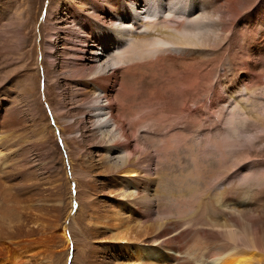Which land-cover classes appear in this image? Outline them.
<instances>
[{
  "label": "rangeland",
  "instance_id": "obj_1",
  "mask_svg": "<svg viewBox=\"0 0 264 264\" xmlns=\"http://www.w3.org/2000/svg\"><path fill=\"white\" fill-rule=\"evenodd\" d=\"M145 1L132 0L136 7L128 15L108 0H0V232L11 231L15 217L26 218V222L21 221L29 226L24 225L28 228L25 230L37 231L34 236L23 238L24 241L10 238L6 243L33 245L32 252L38 259L46 255L48 260L52 255L50 264H194L179 260V253L194 252L199 242L214 260L226 254L224 241L220 242L209 228L216 219L214 196L224 191L242 198L240 202L226 200L232 206L239 204L240 211L243 209L241 215L232 217L234 225L247 231L253 221L257 231L264 234V119L261 123L248 117H264V0H174V4L173 0H153L150 7L155 6L162 17L174 16L176 12L171 10L175 3L178 13L184 12L190 21L202 12L211 13L219 23L216 32L220 37L224 35L223 43L204 52L193 50L191 58L182 60L171 51L163 55L164 62L157 65L156 61H149L150 66L146 63V68L144 64L141 70L137 69L139 72L125 73L126 69L121 68L116 71L109 91L101 87L93 91L83 89L82 81H90L85 74L89 65L106 69L112 56L127 47L104 48L109 44L95 38L96 27L92 31L91 25H104L108 29L103 34L105 38L115 40L112 26L119 21L112 18L126 17L128 20L119 26L132 28L129 23L136 15L147 14ZM95 3L110 7L108 18L100 21L104 14L91 9ZM173 21L179 22L178 18ZM144 31L149 34L143 28L137 32ZM102 50L105 55L92 62ZM47 66L51 70L50 80L46 76ZM190 66L202 82L197 90L191 86L195 77ZM214 66H218L216 70H212ZM48 84L54 88V101L62 99L58 103L62 106L57 104L58 113H69L68 118L62 114L59 121L74 126L65 138L47 101ZM41 103L49 120L51 117L59 129L61 137L55 133L57 144L35 133L33 109ZM98 104L104 108L112 105L121 129L108 116L104 119L107 126L95 133L99 120L93 112L87 115L85 111ZM232 120L243 121L235 139L227 132L235 127ZM75 137L78 140L74 143ZM64 139L70 143V150ZM116 146L129 150H118ZM123 160L126 165H134L137 172L121 173L115 168ZM197 165L202 174L189 175ZM51 178L55 181L51 182ZM168 182L180 194L173 196L170 188L164 187ZM193 190L198 192L196 198L191 194ZM138 191L145 192L143 196L148 199L141 201ZM59 196V215L50 213ZM199 200L204 202L203 207L197 203ZM16 205L23 211L14 209ZM192 219L204 227L197 224L199 229L194 224L182 229ZM95 221L102 222L98 229L92 226ZM175 222L184 230L169 246L178 257L175 260L164 258L159 251L158 258L150 260L149 249L155 248L152 245H144V249L139 242L114 239L115 234L124 230H129L132 238L138 232L143 233L141 237H148L156 223L171 225L174 230ZM31 223L35 228H30ZM238 244L237 251L249 253L252 264H264L260 258L263 251L247 247L242 241L235 245ZM38 246L47 251L40 249L42 254ZM139 252L141 261L135 263Z\"/></svg>",
  "mask_w": 264,
  "mask_h": 264
},
{
  "label": "bare ground",
  "instance_id": "obj_2",
  "mask_svg": "<svg viewBox=\"0 0 264 264\" xmlns=\"http://www.w3.org/2000/svg\"><path fill=\"white\" fill-rule=\"evenodd\" d=\"M72 1V0H71ZM89 1V0H88ZM135 1V0H134ZM152 1L153 0H146V6H147V14L144 16H139V15H136L137 17L134 19V21H130L129 24H132V28L130 26V29H126L121 26H119L120 22H126L128 19L125 17V19H120V16L116 19V18H111L113 20H117L119 21V24H114L112 27H113V30H114V36H115V40L112 38V37H107L105 38V36L103 34L107 33L106 31H108L107 28H105L104 25L98 23V22H95L94 25H91L90 28H92V31L93 29L96 27V30H95V33H96V39L97 40H101L103 43H105L106 45L109 44V46L105 47L103 45L104 48H111L114 49V48H122L127 46L125 48V50L121 51V52H117L115 56H112V61L111 63L108 64L107 68L105 69L102 68L101 70L97 69L96 66L94 65H89V68L86 69L87 71L85 72L86 74V77H90V81L87 82V81H82L83 83L81 85H84L85 88L83 89H89L91 91H93V88L95 87H101L104 91H109L113 86H112V81L115 77V73L116 71H118L119 69L121 68H125L126 71H124L125 73H134V71L136 70V72L138 70H141V67L144 66V64H146L147 62L149 61H156L157 65L159 62L162 63L163 61V55L167 54L169 55L168 53H171V51H175L173 52V54L175 53V56L177 54V58L182 60V59H185L186 57H189L191 58L193 56V54L191 53L193 50H200L204 52V50L208 49V48H212V47H218L220 46L223 41H224V35L220 37V35L216 32L219 27V23L217 20H215L216 18H214L213 15H211V13H208V12H202L199 16H197V18L195 20H187L185 17V13L182 12V14L178 13L179 10H177V3H175V5H173L174 7H176V9L173 7V10L171 11H174V16L172 18H168V17H165L163 16L162 17V13L161 14H158L159 12L157 11L158 9L155 8L154 6V9L152 8V6L150 7V5H152ZM177 1V0H176ZM183 1V0H182ZM185 1V0H184ZM174 0H173V4H174ZM108 3L109 4H113V6L117 5L116 8L118 7V9H122L120 10L121 12L126 13V14H131L133 12V9L136 7V4H134V2H132V0H108ZM180 3V2H179ZM178 3V4H179ZM97 4V3H95ZM108 5V4H107ZM181 5V4H180ZM149 6V8H148ZM110 8V7H106L104 6V4H97V5H93V7L91 8L92 10L96 12H99L100 14H104V16L100 19V21L103 19V18H108V14L109 12H107V9ZM133 8V9H132ZM189 11H192V6L190 5L189 7ZM194 8V7H193ZM182 9V8H181ZM116 10V9H115ZM109 11H111L109 9ZM114 11V10H113ZM158 13H157V12ZM160 11V10H159ZM186 11V10H185ZM112 12V11H111ZM222 14V13H221ZM127 15V17H128ZM173 15V14H172ZM216 15V14H215ZM117 17V16H116ZM141 17V18H139ZM176 18H178L179 22H174L173 20ZM127 19V20H126ZM174 22V23H172ZM179 24V25H177ZM121 25V24H120ZM124 25V24H122ZM223 25V24H221ZM223 27V26H222ZM145 29L149 32V34H145V31L144 33H138L137 31L139 29ZM126 29V30H124ZM224 29V28H223ZM134 30H137L135 31L134 33ZM142 32V31H141ZM127 41V42H126ZM114 46V47H113ZM103 52L100 53V55L96 54L95 57L92 58V62L93 61H97V59L101 58V56H104L105 55V50H102ZM111 51V50H110ZM199 52V53H200ZM202 52V54H203ZM196 53V52H195ZM165 57V56H164ZM197 57V56H196ZM201 57V56H200ZM199 57V58H200ZM168 58V56L166 57ZM198 58V59H199ZM170 59V57H169ZM188 59V58H187ZM203 59V58H201ZM207 60V59H206ZM174 61V60H173ZM189 61V60H188ZM164 62V61H163ZM217 62V61H216ZM152 63V62H151ZM168 63V62H166ZM171 63V61H170ZM188 63V62H187ZM186 63V64H187ZM149 64L150 66V63H147ZM145 65L146 68H148L147 66L148 65ZM208 64V62L206 63ZM205 64V65H206ZM212 64V63H210ZM127 65V66H126ZM163 65V64H162ZM167 65V64H166ZM173 65V64H172ZM184 65V64H183ZM217 65V64H216ZM174 67H175V63H174ZM185 67V66H184ZM218 66H214V68H212V70H216ZM150 68V67H149ZM157 68V66H156ZM187 68V67H186ZM50 68H48L47 66V70H46V76H47V79L50 80L51 78V70H49ZM107 69L109 70L107 72ZM138 69V70H137ZM190 71H191V75L194 78L193 80V83H191L192 87L194 90H197L198 87H200V85L202 84V82L199 81V76L196 74V71L194 72L192 66H190ZM206 69V68H205ZM179 70V68H178ZM187 70V69H186ZM185 70V71H186ZM198 70V69H197ZM89 71V73H87ZM110 71H112V73H110ZM182 71V70H181ZM203 71V70H202ZM205 71V70H204ZM139 72V71H138ZM141 75V74H140ZM137 77L139 78V82L141 81V78L142 76ZM143 75V74H142ZM158 75V74H157ZM182 75H183V71H182ZM190 75V76H191ZM130 76V75H129ZM135 76V74H134ZM153 76V75H152ZM155 76V75H154ZM174 76V75H173ZM186 76V75H185ZM206 76V75H205ZM204 76V77H205ZM141 77V78H140ZM146 78V76H145ZM155 78V77H154ZM135 79V78H134ZM143 79H144V76H143ZM129 80V79H128ZM149 80V79H148ZM151 80V79H150ZM177 80V79H176ZM125 81V80H124ZM136 81V82H138ZM145 81V80H143ZM171 81V80H170ZM184 81V80H183ZM49 82V81H48ZM138 82V83H139ZM138 83L136 85H138ZM143 83V82H142ZM147 83V82H146ZM186 83V82H185ZM124 84V83H122ZM134 84V83H133ZM167 84V83H166ZM177 85H180L178 83H175ZM151 85V84H150ZM188 85V84H187ZM134 86V85H133ZM132 86V88H133ZM155 86V85H153ZM159 86V85H158ZM171 86V85H170ZM174 86V85H173ZM176 86V85H175ZM203 86V85H202ZM150 87V86H149ZM172 87V86H171ZM179 87V86H178ZM183 87V86H182ZM91 88V89H90ZM129 88V87H128ZM174 88V87H172ZM187 88V87H186ZM191 89V87H189ZM201 88V87H200ZM53 87L50 86L48 84V88H47V101L53 111V114L55 116V119L57 120V124L61 125L60 127V130H61V133H62V136L64 137L67 133V131H71L73 130L74 126L72 125H69L68 121L67 122H60V118L62 119V114H63V118L64 117H69V113L68 112H64L62 114L58 113L59 109H58V106L61 105V104H58V103H61L60 101L62 100H58L59 102L56 103L54 101V98L52 97L53 96ZM142 89V88H141ZM146 89V88H145ZM156 89V87H155ZM181 89V88H180ZM188 89V88H187ZM88 90V91H89ZM132 90V89H131ZM150 90V89H149ZM158 90V88H157ZM164 90V89H163ZM183 91H186L182 88ZM95 91V90H94ZM151 91V90H150ZM172 91V90H171ZM120 92V91H119ZM88 93V92H87ZM95 93V92H94ZM131 93V92H130ZM153 93V91H152ZM172 93V92H171ZM182 91L180 92V95H181ZM132 94V93H131ZM138 94V93H137ZM154 95L156 93H153ZM183 94V93H182ZM185 94V93H184ZM96 95V94H95ZM98 95V94H97ZM169 95L170 92H169ZM169 95H167V98L169 97ZM173 95V94H172ZM177 95V94H176ZM130 96V94L128 95ZM163 96V95H162ZM186 96V95H185ZM184 96V97H185ZM132 97V96H131ZM156 97V96H155ZM179 97V96H178ZM59 98V96H58ZM61 98V97H60ZM159 98V97H158ZM166 98V99H167ZM174 98V97H172ZM183 98V97H182ZM188 99V95L185 97ZM98 99V98H97ZM143 99V98H142ZM169 99V98H168ZM167 99V100H168ZM171 99V98H170ZM145 100V99H144ZM161 100V99H159ZM157 100V101H159ZM163 100V99H162ZM185 100V99H184ZM193 100V99H192ZM156 101V99H155ZM165 101V100H164ZM183 101V100H182ZM181 101V102H182ZM188 101V100H187ZM97 102L99 103V100H97ZM162 102V101H161ZM189 102V101H188ZM194 102V101H193ZM45 103V102H44ZM96 103V102H95ZM167 103V102H166ZM165 103V104H166ZM184 103V101H183ZM186 103V102H185ZM46 104V103H45ZM58 104V106H57ZM63 104V103H62ZM142 104V103H141ZM190 104V103H188ZM187 104V105H188ZM100 105V106H99ZM102 104H98L97 106L94 105L93 108H90L89 111H85V114L87 115H91V113L93 112L95 114V118H97L99 121H98V127H96L97 131L95 132L96 134L99 132V131H102V129L107 126V122L104 121V119L106 117L109 116L110 120H112L114 122V124L116 125L117 128H120L118 126V120L117 119V116L114 114V109L112 108V105H109L108 107L104 108L103 106H101ZM161 105V104H160ZM62 106V105H61ZM181 106H183L181 104ZM47 107V106H46ZM49 107V108H50ZM47 108V109H49ZM61 108V107H60ZM155 108V107H154ZM173 108V107H172ZM240 109V108H239ZM244 109V108H243ZM61 110V109H60ZM188 110V109H187ZM241 110V109H240ZM51 111V110H50ZM51 111V112H52ZM33 121L36 122L35 126H36V132L42 139H53V141L56 143V136H55V133L56 135L60 136V132H59V129L57 128V126H55L54 124V120L52 121L51 120V117H50V120L48 118V116L46 115L45 113V110L43 108V105L42 103L35 109H33ZM60 112V111H59ZM105 112V113H104ZM170 112H172L170 110ZM174 112V111H173ZM48 113V112H47ZM50 113V112H49ZM61 115V116H60ZM101 115H104V116H101ZM173 115V114H172ZM188 115V114H187ZM50 116V115H49ZM53 117V116H52ZM119 117V116H118ZM172 117V116H171ZM249 119H256L257 122H261L262 123V120L264 119V117H260V116H256V117H252V116H248ZM252 117V118H251ZM184 121V120H183ZM104 122V123H103ZM241 122L243 121H240L238 122L237 120H232L231 123L235 125L234 128H230L227 130V132L229 133L230 137L235 139L236 137H238V131H239V127L240 126H243V124H241ZM78 123V122H77ZM169 125V124H168ZM245 125V124H244ZM123 128V127H122ZM121 129V128H120ZM34 133V134H35ZM72 133V132H71ZM74 133V132H73ZM105 132H103L104 134ZM171 133V132H170ZM99 134V133H98ZM177 134V133H176ZM106 135V134H105ZM173 136V135H172ZM188 136V135H187ZM61 137V136H60ZM106 137V136H105ZM65 138V137H64ZM167 138V137H166ZM40 139V138H39ZM106 139V138H105ZM58 140L61 141V139L58 137ZM76 140H78L76 137L74 139H72V142H76ZM58 141V143H59ZM106 141V140H105ZM104 141V142H105ZM48 142V141H47ZM53 142V143H54ZM63 143H65L66 147L68 148V150L71 149L70 147V143L68 142V140L64 139ZM107 143V142H106ZM57 144V143H56ZM60 144V143H59ZM61 145V144H60ZM124 145V144H123ZM191 146V145H190ZM220 147V146H219ZM116 149L118 150H122L124 151H128L129 148L125 146L124 147H118L116 146ZM111 150H114V148H112ZM133 153V152H132ZM136 153V152H135ZM133 155V154H132ZM138 155V154H137ZM135 159V158H133ZM136 160V159H135ZM127 161V160H126ZM73 162L74 160L72 161L71 165H73ZM134 163V162H132ZM129 164V163H128ZM141 164V163H140ZM140 166V165H139ZM135 166L134 165H126V162H123L121 164H117V166H115V168L119 169V171L121 173H135L137 172V170L134 168ZM110 168V167H109ZM108 168V169H109ZM141 168V167H140ZM112 172V169H110ZM115 170V169H114ZM51 171V170H50ZM54 171V170H53ZM118 171V172H119ZM139 171V170H138ZM52 172V171H51ZM116 172V171H114ZM142 172H140L141 174ZM52 174V173H51ZM202 174V170H201V167L199 165H197V167L195 168L194 171H192L189 175H192V176H196V175H200ZM144 176V175H143ZM54 178V177H53ZM53 178H51V182L54 180ZM56 178V177H55ZM143 178V177H142ZM55 181V180H54ZM53 181V182H54ZM177 182L179 180H176ZM81 182V181H80ZM166 182V181H165ZM77 183H78V180H77ZM140 183V182H138ZM162 183V182H161ZM168 182V183H164V187L168 190V188H170L168 191L172 193V195H178L179 192H177V190H173L171 187H173V185ZM78 184H81V183H78ZM137 184V183H136ZM177 184V183H176ZM172 185V186H171ZM179 186V184H177ZM188 185L187 187H190L189 183L187 182ZM138 186V184L136 185ZM161 186V185H160ZM145 187V186H144ZM162 187V186H161ZM160 187V188H161ZM181 189L184 187L183 185L180 186ZM147 188V187H146ZM165 189V190H166ZM180 189V190H181ZM57 190L58 187H57ZM141 190V189H140ZM121 191V190H120ZM167 191V193H168ZM57 192V191H56ZM55 192V193H56ZM139 192V191H138ZM157 192H160V191H157ZM166 192V191H165ZM59 193V191L57 192ZM56 193V194H57ZM145 193V192H144ZM144 193H138L139 194V198L141 199V201L145 200L147 198V196H143ZM146 194V193H145ZM144 194V195H145ZM180 194V193H179ZM192 196H194L195 198L197 197V194L198 192L197 191H192ZM60 195V194H59ZM216 196H214V200L215 202L217 203L216 207H214V211L213 213L215 214L216 216V219H214V222L212 224H210V227L215 233L214 234H217L218 236V239L221 240L220 242H223L225 243V249L224 251L226 252V254L220 256V257H217V258H214V260L212 259V256L210 255V252H207L206 249H204L201 245L202 243H198L195 247V250L194 252H188L187 255H184L182 253H179L180 255V258L179 260H184V261H187V260H190L192 262H194V264H252V258L250 257V255L248 256L249 253H246L245 250H243V252H238L237 249L240 247L238 245H235L238 241H242L243 242V245H247V247H254L256 249H259L261 251L264 252V234H260L261 232L257 231V229L255 228V225L252 222H249L248 224V228L247 231H243V230H240L238 226L234 225L233 223V219L232 217L235 216V215H241L240 212L243 210L241 209V211L239 210V204L235 205V206H232L231 204H229L228 202H226L227 199H236L238 202L242 201V198L240 197V195H233L230 191H224V192H220V193H217L215 194ZM61 196V195H60ZM60 196H59V199L57 198L56 200V204H54L52 201H47L49 202L51 205L53 203V205L51 206L52 207V211L53 213H58L60 211V208L58 206L59 202H60ZM168 196V195H167ZM180 196V195H179ZM51 198L54 197V196H50ZM170 197V196H168ZM50 198V199H51ZM55 198V197H54ZM53 198V199H54ZM49 199V200H50ZM80 199V198H79ZM148 199V198H147ZM45 200V199H44ZM28 201V200H27ZM146 201V200H145ZM46 202V201H45ZM46 202V203H47ZM140 202V201H139ZM261 202V201H260ZM25 203V201L23 202ZM143 203V202H142ZM147 204V202H144ZM143 203V204H144ZM160 203V202H159ZM197 203L200 205V207L203 205L201 200L197 201ZM17 204V203H16ZM28 203H25V206L27 205ZM136 204V203H135ZM18 205V204H17ZM16 205V208L14 209H17ZM137 205V204H136ZM162 206V203L160 204ZM15 206V204H14ZM24 206V205H22ZM144 206V205H142ZM147 206V205H145ZM152 206V205H151ZM203 207V206H202ZM20 208V206H19ZM18 208V209H19ZM23 208V207H22ZM27 208L26 207V210L27 211ZM82 208V207H81ZM151 208V207H150ZM21 209V208H20ZM19 209V210H20ZM25 209V208H24ZM18 210V211H19ZM80 210V208H79ZM146 210V209H145ZM13 211V210H12ZM20 211H23L20 210ZM204 211V210H203ZM14 212V211H13ZM149 212V211H148ZM10 213V212H9ZM26 212H24L25 214ZM60 213V212H59ZM58 213V215H59ZM168 212H166L165 214H167ZM23 214V215H24ZM1 215V214H0ZM22 215V217H23ZM28 215V213H27ZM54 215V214H53ZM57 215V216H58ZM17 216V214H16ZM110 216H112L110 214ZM5 217V216H4ZM29 218V216H27ZM93 217V216H92ZM115 217V216H114ZM113 217V218H114ZM198 217V216H197ZM55 218V216H54ZM103 218V217H102ZM101 218V219H102ZM107 218V217H106ZM112 218V219H113ZM194 218V217H193ZM3 219V218H1ZM22 218L20 217H15V220H16V224L15 226L13 227V229L11 231H2L0 233V235H2V237H0V264H50L49 263V259L50 256V252L48 254V257L49 259L47 260L46 259V255L44 256L43 259L39 258L36 256V254H33V249L35 246H30L29 244L27 245H23V244H20L18 241H20L21 239L24 241L23 238H28L29 236L33 235L34 236V233L37 232L34 230L32 231L31 229L29 230H25V227L24 225V222L21 221ZM26 219V218H25ZM25 219L23 221H25ZM90 219V218H89ZM93 219V218H92ZM99 219V218H98ZM118 219V218H116ZM115 219V220H116ZM198 219V218H197ZM218 219H222L223 222L221 221H216ZM8 220V219H6ZM31 215H30V221H31ZM58 220V218H57ZM108 220V219H106ZM111 220V219H110ZM10 221V220H9ZM12 221V219H11ZM101 221V220H100ZM97 222L95 221L96 223L92 226L95 227V229H98L99 228V224L102 223V222ZM105 221V220H104ZM197 221V220H196ZM22 222V223H21ZM26 222V221H25ZM29 221H27V224ZM33 222V221H32ZM93 222V221H92ZM110 222V221H109ZM202 222V221H201ZM203 222H205L203 220ZM256 222V221H255ZM257 223V222H256ZM106 224V223H104ZM108 224V223H107ZM201 225L202 227H204V225H202V223H198L196 224L195 220L192 219V220H189L188 222H186L184 224V226H182V229H185V227H192L193 225ZM206 224V223H205ZM9 225V224H8ZM32 223H31V227L30 228H35L32 227ZM197 225V226H198ZM5 226V225H3ZM28 226V225H26ZM103 226V225H102ZM106 226V225H104ZM117 226V225H116ZM200 226V227H201ZM207 226V225H206ZM256 226L258 227V223L256 224ZM12 227V225H10V228ZM108 227V226H106ZM8 228V226H7ZM29 228V226H28ZM27 228V229H28ZM101 228V227H100ZM118 228V227H116ZM194 228V227H193ZM193 228H191L190 230H192ZM199 228V226H198ZM197 228V229H198ZM200 229V228H199ZM243 229V228H242ZM6 230V229H5ZM9 230V228L7 229ZM37 230V228H36ZM122 230V229H120ZM194 230V229H193ZM204 230V229H203ZM207 230V229H206ZM129 230H124V232H120V233H117L115 234L114 236V239L118 240V239H125L127 241H136V242H139L141 244V246L143 247L144 245H146L147 247L149 245H152L153 247H155L154 249H149V251H151L149 253V259L150 260H155L158 258V253L157 251L163 253L162 255L164 256V258H167V259H173L175 260L177 257V255H175V251L173 249V247H170L171 246V243L174 242V238L177 239V236L180 235L181 233L184 232L181 231V228L178 226V224L175 222L174 223V230H171V225H167L165 223L163 224H160V223H156L154 226H153V230H152V233L150 235H148V237H141L140 235L143 234V233H140L138 232L137 234H134L135 236L130 237V234H128ZM142 232V231H141ZM179 232V234L177 233ZM193 232V231H191ZM66 233V232H65ZM133 233V232H132ZM199 233V232H198ZM204 233V232H203ZM206 233V232H205ZM204 233V234H205ZM42 234V233H41ZM145 234V233H144ZM203 234V235H204ZM37 235H39L37 233ZM133 235V234H132ZM200 235V234H199ZM207 235V234H206ZM185 236V235H183ZM202 236V235H201ZM135 237V238H134ZM18 239V244H16L15 241V244L13 245L12 244H8L6 243L8 239ZM66 238V237H65ZM206 238V237H205ZM203 238V239H205ZM20 239V240H19ZM31 239V238H29ZM217 239V238H216ZM124 240V241H125ZM12 242V240H9ZM22 241V242H23ZM70 241V240H69ZM126 241V242H127ZM10 242V243H11ZM26 243V242H24ZM31 244V242H30ZM37 246V245H36ZM40 246V245H39ZM39 246H38V249H39ZM42 247V246H41ZM40 247V249H41ZM45 247V246H44ZM206 248V247H205ZM39 249V250H40ZM43 249V248H42ZM41 249V250H42ZM45 249V248H44ZM48 249V248H47ZM142 249V248H141ZM144 249H145V246H144ZM40 250V251H41ZM46 250V249H45ZM45 250H42L43 252ZM50 250V248L48 249ZM35 251V250H34ZM41 251V252H42ZM47 251V250H46ZM51 251V250H50ZM174 251V252H173ZM247 251H250V250H247ZM37 252V250H36ZM39 252V251H38ZM42 252V254H43ZM142 252H144V250H142ZM142 252H139L138 256L136 255V262H139L141 261V256H142ZM173 252V253H171ZM40 253V252H39ZM251 253V252H250ZM252 255V254H251ZM39 256V255H38ZM39 257H42L39 256ZM248 257V258H247ZM261 259L264 260V255L263 257L261 256L260 257ZM262 260V262H263ZM51 262V261H50ZM158 262H155L153 264H157ZM64 264H66L64 262ZM142 264H148L147 262L143 261Z\"/></svg>",
  "mask_w": 264,
  "mask_h": 264
}]
</instances>
